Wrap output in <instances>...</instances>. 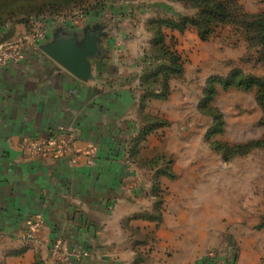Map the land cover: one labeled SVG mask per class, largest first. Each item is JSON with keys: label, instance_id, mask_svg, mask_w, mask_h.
Masks as SVG:
<instances>
[{"label": "crops", "instance_id": "0c3cea01", "mask_svg": "<svg viewBox=\"0 0 264 264\" xmlns=\"http://www.w3.org/2000/svg\"><path fill=\"white\" fill-rule=\"evenodd\" d=\"M158 2L112 0L103 18L91 17V25L108 19L111 30L104 25L102 54L87 81L40 48H27L20 61L0 66V264H61L51 254L56 239L67 250L89 251L70 264H202L185 255L192 239L188 225L197 219L155 190L157 183L174 191L176 182L162 174L156 179L161 164L147 163L169 148V135L162 141L160 130L151 133L138 144L137 166L126 161L148 121L141 107L145 54L129 25L145 20L136 14ZM15 26V33L0 29V44L29 37L24 23ZM46 26L43 41L56 29ZM58 129L71 131L79 149L94 152L93 160L88 154L74 163L23 158L25 140ZM38 218L43 227L35 239H25L29 221Z\"/></svg>", "mask_w": 264, "mask_h": 264}, {"label": "rangeland", "instance_id": "374dc122", "mask_svg": "<svg viewBox=\"0 0 264 264\" xmlns=\"http://www.w3.org/2000/svg\"><path fill=\"white\" fill-rule=\"evenodd\" d=\"M111 1L0 0V29L15 33L17 23L29 35L47 32L49 23L75 29L98 13L103 18ZM155 1L159 7L136 14L145 20L129 28L142 40L143 75L163 87L146 103V126L153 128L148 135L160 130L162 141L169 135L170 146L147 160L168 163L162 176L176 188L167 186L162 197L197 219L188 225L185 255L202 264H264V0H222L230 16L206 37L194 24L180 30L163 23L195 17L198 7ZM101 25L111 30L108 19ZM245 78L261 79L263 88L239 86ZM226 80L235 84L225 87Z\"/></svg>", "mask_w": 264, "mask_h": 264}, {"label": "built area", "instance_id": "2783aa9c", "mask_svg": "<svg viewBox=\"0 0 264 264\" xmlns=\"http://www.w3.org/2000/svg\"><path fill=\"white\" fill-rule=\"evenodd\" d=\"M45 38L46 31L38 30L22 41L0 44V66L20 61L24 57V52L27 48H39V44ZM22 154L26 161L45 157L51 159L68 158L73 163L77 161L81 154H88L91 160L95 156L93 151L89 149L81 150L76 146L75 136L71 131L68 132L61 129L52 130L48 136L42 139L25 140L22 145ZM126 161L134 168L137 166L131 156V149H129V156ZM42 227V219L30 220L28 229L23 237L27 240L35 239ZM51 254L61 264H70L73 258L81 259L87 257L89 251L76 248L67 250L63 247V242L60 239H56L52 243Z\"/></svg>", "mask_w": 264, "mask_h": 264}, {"label": "trees", "instance_id": "16d2710c", "mask_svg": "<svg viewBox=\"0 0 264 264\" xmlns=\"http://www.w3.org/2000/svg\"><path fill=\"white\" fill-rule=\"evenodd\" d=\"M185 2L191 3L193 6H196L200 9L198 14L195 17H184L178 21H163L166 25L172 26L173 28H178L180 30L185 29L188 24H194L199 28V31L202 35V37H206L213 33L216 30V27L219 25V23L224 22L228 19L230 16L228 8L224 5L222 0H183ZM7 22L4 24L6 25ZM162 23V22H161ZM264 29V27H263ZM160 32V31H159ZM158 32V34H159ZM160 39L163 40L162 34L160 35ZM175 59V58H174ZM151 71L148 69L146 72L149 73ZM158 81L155 79H152V77L145 73L142 76V87L144 90L143 97H142V103L141 107L142 109H145L147 101L152 97H157V94L163 90L158 88ZM166 84V83H165ZM164 84V85H165ZM235 84V81L233 80H226L224 81L225 87H230ZM239 86H252V85H258L261 88L262 80L258 78H245L241 79L238 83ZM259 103L264 109V93L259 94ZM147 125V124H146ZM152 127L145 126L143 131L140 133L139 137L137 138L136 142L133 143L131 147V156L132 158L138 162L137 155L139 153L138 144L145 140L148 134L152 131ZM158 158L154 161H148L147 163L151 166L157 165ZM168 166V163L163 161V164L159 169H157V173L155 174L156 179L160 176V174H165L166 170H164ZM155 190L157 192L161 191L160 186L155 184Z\"/></svg>", "mask_w": 264, "mask_h": 264}, {"label": "water", "instance_id": "95a60500", "mask_svg": "<svg viewBox=\"0 0 264 264\" xmlns=\"http://www.w3.org/2000/svg\"><path fill=\"white\" fill-rule=\"evenodd\" d=\"M104 26L101 24L86 25L81 30L56 27L53 37L42 41L39 48L44 50L63 67L81 80L92 78L93 60L102 54Z\"/></svg>", "mask_w": 264, "mask_h": 264}, {"label": "flooded vegetation", "instance_id": "af4514ba", "mask_svg": "<svg viewBox=\"0 0 264 264\" xmlns=\"http://www.w3.org/2000/svg\"><path fill=\"white\" fill-rule=\"evenodd\" d=\"M105 36H107V34Z\"/></svg>", "mask_w": 264, "mask_h": 264}]
</instances>
